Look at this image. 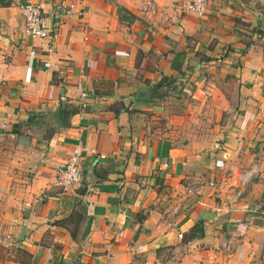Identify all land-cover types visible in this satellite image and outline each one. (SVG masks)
I'll return each mask as SVG.
<instances>
[{
	"label": "crops",
	"instance_id": "0c3cea01",
	"mask_svg": "<svg viewBox=\"0 0 264 264\" xmlns=\"http://www.w3.org/2000/svg\"><path fill=\"white\" fill-rule=\"evenodd\" d=\"M25 1L0 6V264H264V0H35L45 39Z\"/></svg>",
	"mask_w": 264,
	"mask_h": 264
},
{
	"label": "built area",
	"instance_id": "2783aa9c",
	"mask_svg": "<svg viewBox=\"0 0 264 264\" xmlns=\"http://www.w3.org/2000/svg\"><path fill=\"white\" fill-rule=\"evenodd\" d=\"M211 0H180L179 7L184 13L202 15L208 8ZM64 13L69 14L73 6H66L63 2ZM21 15L24 21L23 33L27 37L45 39L48 37V29L45 24V16L42 7L35 0H26L21 6ZM32 55V53L30 54ZM4 128V126H3ZM264 147V141L262 142ZM87 151L83 145H77L68 161L56 169L55 185L63 191L76 192L83 184V171L81 167L82 155ZM216 166L224 168L222 161H217ZM261 174L260 165L254 164L246 171H242L241 182L243 185ZM43 198V197H41ZM41 198H39L41 200Z\"/></svg>",
	"mask_w": 264,
	"mask_h": 264
},
{
	"label": "water",
	"instance_id": "95a60500",
	"mask_svg": "<svg viewBox=\"0 0 264 264\" xmlns=\"http://www.w3.org/2000/svg\"><path fill=\"white\" fill-rule=\"evenodd\" d=\"M8 0H0V6L4 5ZM260 15H263L264 14V10L263 11H259V12H256ZM52 122L54 124V129L55 130H60V129H63L64 126L61 122V119H60V110H59V107L57 106V108L55 109V111L52 113Z\"/></svg>",
	"mask_w": 264,
	"mask_h": 264
},
{
	"label": "trees",
	"instance_id": "16d2710c",
	"mask_svg": "<svg viewBox=\"0 0 264 264\" xmlns=\"http://www.w3.org/2000/svg\"><path fill=\"white\" fill-rule=\"evenodd\" d=\"M203 236H204L203 225L199 222L192 228V230L189 232V234L186 235L185 237H186V240L192 241V240H195L197 238L200 239Z\"/></svg>",
	"mask_w": 264,
	"mask_h": 264
}]
</instances>
